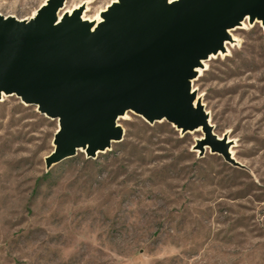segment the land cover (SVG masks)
Returning <instances> with one entry per match:
<instances>
[{
    "label": "rangeland",
    "instance_id": "374dc122",
    "mask_svg": "<svg viewBox=\"0 0 264 264\" xmlns=\"http://www.w3.org/2000/svg\"><path fill=\"white\" fill-rule=\"evenodd\" d=\"M45 1L0 0V15L26 19ZM113 1L59 12L94 17ZM229 34L191 89L242 168L200 152L201 130L128 111L121 141L46 170L58 121L0 99V264H264V35L246 20Z\"/></svg>",
    "mask_w": 264,
    "mask_h": 264
},
{
    "label": "water",
    "instance_id": "95a60500",
    "mask_svg": "<svg viewBox=\"0 0 264 264\" xmlns=\"http://www.w3.org/2000/svg\"><path fill=\"white\" fill-rule=\"evenodd\" d=\"M64 1L46 0L26 19L0 15V99L15 95L58 121L46 170L121 141L117 121L128 111L181 134L199 128L200 152L242 168L212 133L191 80L242 21L264 35V0H115L99 22L83 19L82 7L59 14Z\"/></svg>",
    "mask_w": 264,
    "mask_h": 264
},
{
    "label": "bare ground",
    "instance_id": "6f19581e",
    "mask_svg": "<svg viewBox=\"0 0 264 264\" xmlns=\"http://www.w3.org/2000/svg\"><path fill=\"white\" fill-rule=\"evenodd\" d=\"M170 1H172V0H170ZM63 6H64V5H63ZM79 6H80V4L74 6V7L71 8V9H68V10H65V9L63 8V9L61 10V12H67V13L71 14L72 11H73L74 9L78 8ZM87 10H88V8H86V11L83 12V15H82V18H83V19H88V20H90V21H95V22H99V21L101 20V19H100V15H99V13H97L94 17H87V16L85 15V13L87 12ZM61 12H59V14H60ZM34 13H35V12H34ZM244 22H245V20L241 22L240 26H243ZM225 45H226V42L224 43V47H225ZM225 49H226V47H225ZM225 52H226V51H225ZM218 54H221V53H218ZM213 57H214V55L209 56L208 60H209L210 58H213ZM206 61H207V60H206ZM204 62H205V61H204ZM204 62H202V67L196 69L197 74H200V72H201L202 69L204 68V66H205ZM2 98H3V96H2ZM124 116H125V115H124ZM197 129L200 130L199 128H197Z\"/></svg>",
    "mask_w": 264,
    "mask_h": 264
}]
</instances>
